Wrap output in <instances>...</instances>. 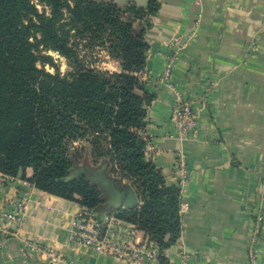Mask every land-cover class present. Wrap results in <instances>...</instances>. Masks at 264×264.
<instances>
[{
	"label": "crops",
	"instance_id": "1",
	"mask_svg": "<svg viewBox=\"0 0 264 264\" xmlns=\"http://www.w3.org/2000/svg\"><path fill=\"white\" fill-rule=\"evenodd\" d=\"M159 2L145 33L142 79L155 97L143 133L146 156L168 184L180 187L181 235L164 250L165 258L168 264H249L254 242L264 264V0ZM175 35L189 36L178 51L167 47ZM172 53L170 86L160 78ZM111 65L119 70L117 61ZM176 90L200 103L192 138L173 136ZM179 154L189 172L183 182L175 167ZM25 173L30 177L31 168ZM20 180H0V209L13 211L12 202H22L17 223L0 219V228L10 232L0 246V264H46L28 244L58 255L55 264H125L71 239L78 203ZM107 210L103 202L94 213ZM259 214L263 220L255 234ZM136 240L142 244L148 237L137 230ZM136 264L159 263L143 258Z\"/></svg>",
	"mask_w": 264,
	"mask_h": 264
},
{
	"label": "trees",
	"instance_id": "2",
	"mask_svg": "<svg viewBox=\"0 0 264 264\" xmlns=\"http://www.w3.org/2000/svg\"><path fill=\"white\" fill-rule=\"evenodd\" d=\"M42 1L48 13L32 0H0V173L17 177L21 170L20 178L38 190L95 211L103 203L101 188L79 169L106 165L139 202L113 216L143 231L159 264H168L164 250L182 229L180 187L168 184L146 157L143 133L155 97L142 79L145 33L160 2ZM73 38L96 42L119 70L87 64ZM42 50L63 56L67 71Z\"/></svg>",
	"mask_w": 264,
	"mask_h": 264
},
{
	"label": "built area",
	"instance_id": "3",
	"mask_svg": "<svg viewBox=\"0 0 264 264\" xmlns=\"http://www.w3.org/2000/svg\"><path fill=\"white\" fill-rule=\"evenodd\" d=\"M188 39L189 36L182 37L181 35H175L167 42V47L178 51L186 45ZM174 60L175 55L172 53L166 61L163 74L160 78L170 86H172L170 78ZM175 94L176 99L171 114V121L175 128L173 136L182 139L192 138L198 132V110L200 103H196V101L184 96L179 90H176ZM175 167L180 181L187 180L189 172L180 154L178 155ZM8 178L13 177L0 173V180ZM20 182L24 186L29 184V182L22 179ZM12 204L14 205L13 211L0 209V219L5 222L13 221L17 223L22 202L13 201ZM262 220L263 215L259 214L254 228L255 234L259 233ZM118 221L120 220L115 218L113 213L96 216L93 210L80 206L71 225V239L97 252L115 256L124 261L125 264H136L143 258L159 263L156 246L149 240L142 244L137 243L136 233L138 229L133 224L127 222H123V225H120ZM9 234V231L0 228V246ZM28 247L36 253V258L40 262L55 264L59 258L51 250L42 248L36 244H28ZM248 262L249 264H260L258 249L254 242L250 243L248 249Z\"/></svg>",
	"mask_w": 264,
	"mask_h": 264
},
{
	"label": "water",
	"instance_id": "4",
	"mask_svg": "<svg viewBox=\"0 0 264 264\" xmlns=\"http://www.w3.org/2000/svg\"><path fill=\"white\" fill-rule=\"evenodd\" d=\"M114 1H116L117 3H127L133 1L137 5L143 7H146L148 3V0ZM21 173V170H19L18 177L21 176ZM82 173L85 174L89 179H91L93 183L99 185V187L101 188L103 202H106L108 206L106 214H110L118 210H131L137 207L138 199L131 186L122 183L121 179L117 177L108 176L109 171L105 166H100L97 168L84 167Z\"/></svg>",
	"mask_w": 264,
	"mask_h": 264
},
{
	"label": "rangeland",
	"instance_id": "5",
	"mask_svg": "<svg viewBox=\"0 0 264 264\" xmlns=\"http://www.w3.org/2000/svg\"><path fill=\"white\" fill-rule=\"evenodd\" d=\"M32 2L40 12H46V13L49 12L48 7L44 5L42 0H32ZM73 40L74 42L78 44L77 50L79 51L80 56L83 58V60L87 64H92L93 66H97L102 69H108V70L110 69V71H116L111 65L114 60L109 58L106 52L104 51V49L96 45L97 44L96 42L95 44H92V45L91 44L86 45L84 41L80 40L79 38H73ZM40 54L48 55L52 59L54 65L58 67L61 73H64L67 71L68 66H67L66 59L60 54H58L57 52L52 51V50H42ZM38 67H43L47 71L54 72V68L48 64L38 63ZM79 170L83 171L84 168L79 169Z\"/></svg>",
	"mask_w": 264,
	"mask_h": 264
}]
</instances>
